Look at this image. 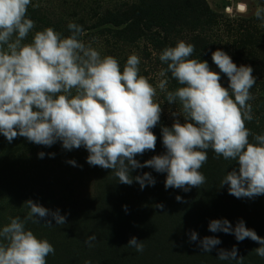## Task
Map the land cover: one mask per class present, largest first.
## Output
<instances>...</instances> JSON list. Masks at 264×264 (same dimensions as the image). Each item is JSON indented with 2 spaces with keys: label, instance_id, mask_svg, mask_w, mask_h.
Returning <instances> with one entry per match:
<instances>
[{
  "label": "clouds",
  "instance_id": "obj_1",
  "mask_svg": "<svg viewBox=\"0 0 264 264\" xmlns=\"http://www.w3.org/2000/svg\"><path fill=\"white\" fill-rule=\"evenodd\" d=\"M32 0H0V134L9 143L24 137L36 145L51 147L58 141L71 151L85 148L90 166L110 169L124 185L135 181L141 190L154 186L150 172L133 176L132 172L152 168L166 173L165 189L189 192L206 181L200 171L208 160V150L215 157L235 161L237 167L228 171L221 187L237 199L264 195V134L254 135L246 127L251 121L253 99L251 89L256 83L253 68L233 62L221 49L211 53L214 71L208 61L191 58L195 46L181 40L174 47H165L159 60L166 64L158 72L155 86L140 74V57L128 56L121 65L111 56H101L91 43H85L82 26L69 22L70 35L48 27L33 32L35 22L28 18ZM38 6V5H33ZM254 15L264 20V8L257 7ZM264 27V24L261 25ZM31 41H27L29 34ZM179 85L169 90V78ZM221 74L228 86L221 83ZM157 90L165 93V100L177 105L172 112L171 127L162 126L165 151L140 163L137 156L155 151L157 137L152 131L161 119V104L156 101ZM180 117H183V122ZM54 157L55 153H49ZM45 153H38L44 158ZM67 163L77 165L75 160ZM82 167V166H80ZM178 202L183 197L176 196ZM27 215L10 217L0 228V264H47L46 258L55 249L47 239H39L26 224L43 221L46 227L66 224V216L59 208L52 210L32 199L23 203ZM125 211H127V206ZM163 208V205H157ZM210 232L235 236L240 242H257L254 249L264 258V237L246 227L243 219L233 227L227 219L209 222ZM95 236L84 242L91 246ZM198 240V233L190 232V242ZM221 240L205 236L199 240L204 252H211ZM137 252L143 251L142 240L135 236L127 243ZM238 249H218V259L237 260Z\"/></svg>",
  "mask_w": 264,
  "mask_h": 264
},
{
  "label": "rangeland",
  "instance_id": "obj_2",
  "mask_svg": "<svg viewBox=\"0 0 264 264\" xmlns=\"http://www.w3.org/2000/svg\"><path fill=\"white\" fill-rule=\"evenodd\" d=\"M105 1L108 0H32V3L50 13L51 16H48L50 27L67 37L70 35V30L64 26V23L69 22L74 15H81L83 11L88 12L92 8L96 10L97 4ZM206 2L210 10L219 17V26L211 34L215 50L222 49L228 53L237 66L243 64L253 68L252 74L256 78V83L250 90L253 99L248 103L252 108L259 110L260 106L256 101L264 97V68H260L262 65L256 59V56H259L258 51L243 48L239 43L234 42L238 39L236 33L240 25L257 19L254 13L257 7L263 8L262 3L260 0H206ZM28 18L35 22L34 29L42 30L47 27L45 24H38L30 16ZM82 28L85 35L81 39L86 44L91 43L102 57L106 55L115 57L121 65V70L128 56L136 54L141 60L139 65L141 75L147 77L154 86L159 79H162L158 77V72L164 66L159 60L160 54L149 39L144 38L132 45L122 39L114 38V35L107 31L114 29L111 26L97 27L84 24ZM261 54L264 55V50H261ZM216 69L219 71L217 66ZM221 83L225 87L228 86V79L223 74H221ZM168 88L174 90L170 87V83ZM155 99L162 108L160 123L172 125L174 117L171 113L175 112L178 106L170 105L165 100V93L159 90ZM251 114L253 119L245 122L248 129L252 128L249 124L256 121L254 116L257 115V111L252 109ZM180 119L183 122V117ZM164 151L162 140L157 138L155 151H146L143 155L149 160ZM40 152L45 153L42 159L38 157ZM49 153H55L54 157L49 156ZM143 155L136 157L140 163ZM87 156L88 152L83 147L67 151L62 148L59 141L51 147H46L31 143L19 136L9 143L0 134V228L10 222V217L19 216L23 219L27 215L29 209L23 203L28 199L52 210L59 208L61 215L66 216V224L55 225L53 221L51 228L46 227L43 221L37 224L29 221L26 224V229L31 230L37 238L47 239L53 245L55 252L46 258L47 264H112V262L123 264L125 260H129L128 264H192L193 261L194 264H198L199 257L207 255L199 246V240L203 237L217 236L221 241L228 237L235 244L234 235L209 231L208 225L213 219H227L233 227L238 220L243 219L246 227L255 230L260 237H264V234L255 228V224L263 225L262 221L258 222L259 213L252 207L240 206L241 199L229 195L228 186L227 190L224 187L218 190L213 188V183L208 185L207 174L203 173L206 178L203 185L184 192L181 189H165L166 173H157L152 168L137 169L132 172L133 176L150 172L156 180L154 186H145L141 190L140 185L135 181L132 185L119 183L110 169L90 166L86 162ZM216 159L220 161L218 162L220 168L228 162L222 156L217 158L214 154H209L202 170L206 166L214 165ZM68 160H75L79 166L67 163ZM226 167L225 165L221 177L224 172L231 171ZM210 178L215 180V177L210 176ZM217 185L219 188L220 184ZM118 191L127 194L120 203L113 199ZM178 195L183 197L184 202L175 199ZM255 199L261 207L258 211L264 210V195ZM102 201H105L108 208H119L121 211L127 206V211L131 212L138 202L145 206V209L151 208V211L146 212L147 220L139 218L140 221L149 224V228L144 227L143 234L137 231L135 233L133 223L139 224V221L132 217V225L125 230L122 238L119 236L117 239L115 234L111 237V241L110 237H105L107 243H98L94 240L89 246L84 241L98 234L92 231L95 227L92 216H82V212L84 210L92 212ZM160 204L163 208L157 207ZM155 213L158 214L157 217ZM191 231L198 233V240L195 242H190ZM133 236L142 240L144 246L142 252H137L134 247L127 245ZM106 244L109 245L104 249ZM238 244L247 247V252L244 251L240 255L242 257L240 264H252V262L264 264V258L251 252L260 247L257 242L246 238ZM123 254L127 255L126 259H121ZM225 261L218 263L226 264ZM211 264L216 263L211 262ZM227 264H237V260H227Z\"/></svg>",
  "mask_w": 264,
  "mask_h": 264
},
{
  "label": "trees",
  "instance_id": "obj_3",
  "mask_svg": "<svg viewBox=\"0 0 264 264\" xmlns=\"http://www.w3.org/2000/svg\"><path fill=\"white\" fill-rule=\"evenodd\" d=\"M260 1L264 8V0ZM97 5L96 10L92 8L88 12H81V15H74L69 22L76 23L80 26L84 24H89L91 26L96 25L97 27L111 26L114 29H108L107 31H110L114 35V38L122 39L127 42V44L133 45L147 38L159 54L165 47H174L178 41L183 40L195 46V51L191 58L206 60L210 67L214 71H217L216 65L211 59V53L215 51L214 40L211 34L215 28L219 26V17L210 10L206 0H108L102 4L98 3ZM27 13L28 16L37 21L38 24H45L47 26L46 28L50 27L51 23L48 16L50 17L51 14L47 13L44 8L39 6L34 7L33 3H31L28 6ZM69 22L64 23V26L67 27ZM262 24H264V20L257 18L250 22H246L244 25H240L236 33L238 39L234 42L239 43L243 48H250L252 51L253 49L258 51L259 56H256V59H258L260 65H262L260 68H264V55L261 54V50H264V27L261 26ZM35 31H40V29H34L33 32ZM31 39L32 34L30 33L28 40L31 41ZM250 55L252 56L253 54ZM163 66L164 68L167 67L164 63ZM168 78L171 88L175 89L179 86L174 79L170 78V73L168 74ZM256 104L260 106V109L257 110L252 108L257 111V115L254 116V120L256 121L249 124V126L252 127L249 130L253 135H261L264 134V97L258 98ZM162 126L171 127V125L159 123L152 129L156 137L161 140ZM249 140L250 142H254L253 136H250ZM209 154H214V152L210 149L208 150V155ZM146 158V155H143L141 162L143 163ZM215 162L214 165L206 166L204 170H202V166L200 171L207 174L208 185L213 183V188L220 190L221 180L226 174V172H224L225 174L221 177L225 165L227 166L226 169L230 168L232 170L234 167H237V164L235 161L228 160L229 163L226 162L224 166L220 168L218 164L220 161L216 159ZM210 176L215 177V180L213 181ZM218 183L220 184L219 188H217ZM223 187L227 190V185ZM222 189L223 188H221V190ZM126 195V192L118 191L116 195L113 196V199L120 203L122 198L126 197ZM240 204V206H245L247 208L252 207L255 209V212L259 213L260 217L258 222L262 221L263 225L255 224V228L260 233L264 234V210L261 209L258 211V208L261 207L256 202V199L242 198ZM144 207L145 206H142V204L138 202L134 210L128 212L125 210L121 211L119 208H108L105 205V201H102L92 212H86L84 210L82 216H92V223L95 224L94 230L92 231L94 234H98L95 240L98 243H107L105 237H110V241L111 237L115 234H117V239H119V236L121 238L123 237L125 230L132 225V217L134 220L137 218L139 221V224L133 223L134 232L136 233L137 231L143 234V228H149V224H145L140 221L139 218L141 217L147 220L146 212L151 211V208L147 207L145 209ZM154 215L157 217L158 214L155 213ZM86 226H89L88 223ZM234 241L235 244H233L228 237L223 238L221 241L222 244L217 245V248H213L211 252H206L207 255L199 257L200 260H198V264H211V262L221 264L218 263L222 262L218 259V249L223 248L230 251L233 245L238 249V258L244 251L247 252L246 246L244 247L242 244H238L236 239H234ZM108 245L109 244H106L103 248L105 249ZM214 249L217 251H214ZM251 252L256 254L253 250H251ZM126 258V254L121 256V259ZM128 262L129 260H125L123 264H128ZM225 262L227 264V260ZM113 263L114 262H112V264ZM192 264H194V261ZM252 264L256 263L252 262Z\"/></svg>",
  "mask_w": 264,
  "mask_h": 264
}]
</instances>
